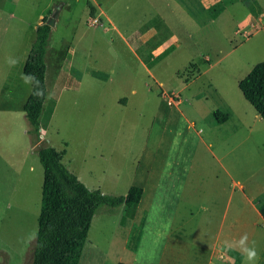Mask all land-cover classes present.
<instances>
[{
	"label": "rangeland",
	"instance_id": "1",
	"mask_svg": "<svg viewBox=\"0 0 264 264\" xmlns=\"http://www.w3.org/2000/svg\"><path fill=\"white\" fill-rule=\"evenodd\" d=\"M211 4L224 7L217 17ZM58 5L42 120L53 112L38 140L23 67L37 25ZM260 61L264 0H0V264H31L42 144L66 148L65 164L90 189H144L137 206L95 214L80 263L206 264L224 212L235 210L228 202L242 197L234 181L264 177V118L238 86ZM71 63L82 80L68 82ZM216 107L231 117L216 123Z\"/></svg>",
	"mask_w": 264,
	"mask_h": 264
},
{
	"label": "trees",
	"instance_id": "2",
	"mask_svg": "<svg viewBox=\"0 0 264 264\" xmlns=\"http://www.w3.org/2000/svg\"><path fill=\"white\" fill-rule=\"evenodd\" d=\"M219 4V3H216ZM219 6V5H218ZM94 16L95 6L89 3ZM209 10L214 17L223 6ZM52 27L45 20L36 27V38L25 60L23 72L32 81V91L25 103L29 132L38 140L53 112L52 106L41 116L46 98V56L51 44ZM172 45L157 58L165 57ZM245 98L264 118V61L255 64L239 81ZM216 115L219 111L215 112ZM37 153L44 169L42 205L31 264H79L92 220L99 212L115 213L120 206L135 207L143 196V187L132 185L126 194L114 195L100 189H90L63 162L62 153L49 144L38 145ZM259 209L264 217V194ZM117 264H130L119 261Z\"/></svg>",
	"mask_w": 264,
	"mask_h": 264
},
{
	"label": "crops",
	"instance_id": "3",
	"mask_svg": "<svg viewBox=\"0 0 264 264\" xmlns=\"http://www.w3.org/2000/svg\"><path fill=\"white\" fill-rule=\"evenodd\" d=\"M62 7L59 11V15L62 11ZM100 10H99L100 12L97 10V13L99 15L104 14L106 19L109 22H111L110 17L106 15V11L104 8H102L101 5H100ZM91 17H94V16H91ZM57 20H56V23H57ZM113 27L120 32V36L126 41L127 45H129L131 49L134 52H136L138 57H140L142 60L143 59L142 56H140L139 53L135 51L133 44H132L133 42L132 43L129 42L127 36H125V34L122 33V31H120L119 28L115 24L113 25ZM161 52H159L158 54H160ZM158 54H156L155 57H157ZM66 75H67L66 77H67L68 82L74 81V79L77 81H80L82 80L84 72H82L77 66L71 63L68 66ZM58 81L61 84V86L62 85L64 86L65 81L62 78V76L58 77ZM169 102L175 103L176 101L174 100L172 101L171 99H169ZM229 108L231 109V107ZM230 109L223 111L221 108H218V107H216L215 109L212 108L209 112V115L213 116L214 121L216 123H219V124L224 123L232 115ZM217 111H219L218 115L215 114V112ZM41 130L43 131V133L41 134L42 138H44L45 140L46 139L45 137L46 135L44 132L45 130L43 128ZM57 150H59L62 153L63 162H64L67 149L62 148V149H57ZM30 168H32V165L30 166ZM262 172L264 173V171ZM251 173L254 176L250 174L249 175L250 179H248L246 182H244L243 179H241L242 181L239 179L234 181V186L239 187L240 191L242 192V197L238 199L237 201L232 200L231 202L230 201L228 202L227 204L229 205L228 207H231L233 205L235 207V210L233 212H230V211L224 212L225 216L222 219L221 225L219 226L215 241L213 243V247L210 251L208 261L206 262V264H216L214 262V259H216V261H219L218 264H223V263L243 264L245 262V256H246V253L244 252L245 247H248V248L254 247L256 250V256L253 258L252 261H247L248 264H264V217L259 209V205L262 201V196L264 194V177L257 178L253 171H251ZM251 177H255L254 181L251 180ZM153 191L155 195L157 191V186H155V189ZM143 192H144V189H143ZM227 217L230 223L229 228H225V223H226L225 219ZM245 223L251 224L252 228L248 231H241L239 229H236L235 224L243 225ZM245 234H247V240L245 241L244 245H241L239 241L241 237L244 236ZM81 260L82 259H80V261ZM80 264H87V263L86 261H83ZM88 264H92V263H88Z\"/></svg>",
	"mask_w": 264,
	"mask_h": 264
},
{
	"label": "clouds",
	"instance_id": "4",
	"mask_svg": "<svg viewBox=\"0 0 264 264\" xmlns=\"http://www.w3.org/2000/svg\"><path fill=\"white\" fill-rule=\"evenodd\" d=\"M246 240H247V234L241 237L239 243L241 245H244ZM244 252L246 253V256H245L246 261H252L253 258L256 256V250L254 247L252 248L245 247Z\"/></svg>",
	"mask_w": 264,
	"mask_h": 264
},
{
	"label": "water",
	"instance_id": "5",
	"mask_svg": "<svg viewBox=\"0 0 264 264\" xmlns=\"http://www.w3.org/2000/svg\"><path fill=\"white\" fill-rule=\"evenodd\" d=\"M62 5H58L56 6L55 10L53 11L52 15L49 17V19L47 20V23L53 27L56 24V20L59 16V11L61 9Z\"/></svg>",
	"mask_w": 264,
	"mask_h": 264
}]
</instances>
